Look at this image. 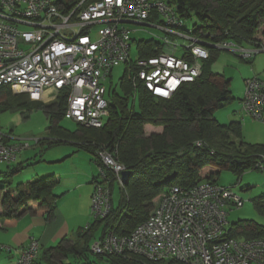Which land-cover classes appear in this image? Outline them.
Segmentation results:
<instances>
[{"label": "built area", "instance_id": "built-area-1", "mask_svg": "<svg viewBox=\"0 0 264 264\" xmlns=\"http://www.w3.org/2000/svg\"><path fill=\"white\" fill-rule=\"evenodd\" d=\"M131 22L155 25L189 42L179 45L167 38L160 54L133 61ZM215 46L244 58L264 52V46L246 48L232 41ZM209 55L200 35L187 30L173 0H0V86L46 103L67 90L65 117L86 127H102L109 116L104 81L116 66L133 62L138 67L135 76L154 95L170 98L183 83L201 75ZM242 107L264 121V78L246 79ZM13 138L0 128V161L11 163L28 146ZM98 158L102 166L92 194L95 219L106 217L111 209L103 166L115 172L121 184L125 170L108 149H99ZM243 204L231 188L210 181L189 189L174 186L132 233L110 231L91 249L97 254L131 251L176 264H264V238L229 236V211ZM5 248L0 245V250ZM39 248L40 241L33 238L15 264H35Z\"/></svg>", "mask_w": 264, "mask_h": 264}, {"label": "trees", "instance_id": "trees-1", "mask_svg": "<svg viewBox=\"0 0 264 264\" xmlns=\"http://www.w3.org/2000/svg\"><path fill=\"white\" fill-rule=\"evenodd\" d=\"M173 1L182 17H189L191 12L197 16L201 24H196L192 30L200 35L210 50L209 58L203 60L201 75L194 81L183 83L170 98L156 96L135 76L138 67L133 62L126 63L130 69L120 80L125 95L120 96L111 88L108 90L109 116L104 125L86 127L78 124L76 132L63 127L60 122L67 109V90L54 101L42 104L51 120L48 127L51 138L47 140L50 146L72 142L77 148L92 152L99 166L102 163L98 150L108 149L114 152L125 170L131 171L127 184L119 183L120 200L115 205L113 190L117 176L103 166L112 192L109 213L81 228L72 244L51 247L46 257L51 264H68L61 261L62 257L73 256L81 264H176L175 260H152L131 251L97 254L91 247L110 231L118 235L132 233L149 217L156 199L174 186L189 189L204 181L219 184L217 178L223 169L237 174L251 167L264 169L260 167L261 163L264 164V144L245 141L240 121L226 124L215 117L216 109L234 97L231 78L210 70L212 61L221 50L215 46L217 43L232 41L256 49L264 46L260 39L264 37V0ZM138 47L139 58L155 56L164 50L162 43L153 39L139 40ZM0 95V114L4 108L30 105L28 100L24 103L17 99L10 101L13 95L10 87L0 86ZM135 96L139 98L138 111L130 107L131 97ZM149 126L153 129L148 133ZM20 168L21 165L2 174L7 178ZM56 182L55 176L50 174L18 184L17 197L13 192L4 193V210L0 212V219L20 217V209L28 207L31 200L48 207L49 219H52L58 197L53 191ZM256 205L264 212V198L258 199ZM99 228L102 232L96 238ZM228 231L229 236L237 238L264 237V228L254 220H240ZM89 253L98 261H91ZM83 256L86 259H82Z\"/></svg>", "mask_w": 264, "mask_h": 264}, {"label": "rangeland", "instance_id": "rangeland-1", "mask_svg": "<svg viewBox=\"0 0 264 264\" xmlns=\"http://www.w3.org/2000/svg\"><path fill=\"white\" fill-rule=\"evenodd\" d=\"M187 30H192L196 24L201 22L197 16L191 12L189 17L185 18ZM132 29V47L130 57L133 61L138 60L140 49L138 47L139 40H154L163 42L169 38L172 42L179 45L188 44V40L182 37H176L166 34L162 29L155 25H140L137 23H128ZM264 42V37L260 38ZM264 44V43H263ZM246 48H252L245 46ZM129 67V68H128ZM130 69L126 63L116 66L111 76L105 81L108 90L114 89L120 96L125 95V89L120 85V80L125 77L127 70ZM212 72L224 74L227 78H231V94L234 97L226 102L223 106L216 109L215 117L221 122L228 124L235 120L240 121L242 125V137L245 141L251 143L264 144V121L258 120L250 114L244 112L242 108V100L239 98L245 96L246 79L253 77V73L260 74L264 77V52H258L256 57L244 59L238 53L229 50L221 49L217 57L210 65ZM253 75V76H252ZM262 78V77H261ZM2 97V95H0ZM18 100L19 103H24L28 100L29 106H20L19 108H4L0 114V128L3 132L12 134V140L28 146L21 149L11 163L0 161V170L6 171L8 167H17L23 163V167L15 172L12 177V187H16L19 183H25L31 180L34 176L41 177L44 173H54L60 180L56 183L54 191L59 194L66 191L68 185L75 181L76 170L82 168H95L94 173L98 175L99 167L97 163H93L89 156L91 153L87 150H79L73 153L76 146L72 142H65L50 146L47 142L50 139L48 127L51 126V120L47 116L42 104L43 101H30L28 96L23 94H15L10 97V101ZM130 107H134L136 111L140 109L138 96L131 97ZM61 125L70 131L76 132L79 129L78 122L74 119L64 117ZM152 127H147V132L152 130ZM38 139H40L39 142ZM72 155H69L71 154ZM92 157V155H91ZM92 162V163H88ZM88 163V164H86ZM92 164V165H90ZM78 167V168H76ZM96 170V172H95ZM45 175V174H44ZM113 198L114 204L117 205L120 200V182L115 180ZM217 182L223 186L230 187L234 193L239 195L244 204L241 207L230 209L228 215V229L230 230L234 223L240 220H254L264 228V212L260 211L256 205V201L264 198V169L247 168L243 173L237 174L231 170L223 169L217 178ZM89 177V185H90ZM93 194V193H92ZM76 194L72 191L66 192L58 198V208L64 213L65 217L71 221L81 220L80 224L84 226L95 221V216L92 212V195L88 205V216L85 215V207L83 210L82 202L75 198ZM159 199V198H158ZM156 199L155 202L158 201ZM2 204V198L0 197ZM84 220V221H83ZM102 229L97 231L96 238L100 237ZM264 238V237H263ZM43 250L40 249V255H43ZM40 256V258H41ZM91 261H98L97 257L92 253L88 254ZM82 259H86L83 256ZM68 264H81L76 257H71ZM40 264H47L42 259Z\"/></svg>", "mask_w": 264, "mask_h": 264}, {"label": "crops", "instance_id": "crops-1", "mask_svg": "<svg viewBox=\"0 0 264 264\" xmlns=\"http://www.w3.org/2000/svg\"><path fill=\"white\" fill-rule=\"evenodd\" d=\"M263 43L264 42L262 41V44ZM256 56L257 54L255 55V57ZM253 75L264 78L260 74L253 73ZM19 94L23 95L25 93H19ZM241 100L242 99L239 98V101ZM33 102H37V101H33ZM74 145L76 146V144ZM79 150H85V149H79L76 146V149L73 150V153L75 154L79 152ZM90 153L92 157L90 155L89 159L93 163H95V155L92 152ZM69 155H72V153ZM92 162H88V163H92ZM20 165L21 167H23V163L19 164L18 166ZM89 168H82V170L80 169L76 170L75 181L72 182V184L70 183L68 185L66 191L56 194L55 191L53 190L54 194L58 195V197L56 199L54 217L52 219H49L50 210L48 209V207L42 205V203L37 200H31L28 203V207H22L19 211L21 213L20 217L16 219L9 217L0 219V245H4L6 247L5 249L0 250V264H15L16 260L19 257L20 250L25 246H27L33 238H36L40 241L37 264H40V261L42 259H44L47 262V264H51L50 260L46 258L48 255V250L51 247H55L59 244H64L68 246L72 244L74 241H76L78 231L81 228L85 227L87 224L85 226L83 224H80L81 220L79 219L71 223V221H69L65 217L64 213L58 208V198L60 194L64 195L66 192L73 190V192L76 194L75 198L82 202L81 210H83L85 207V215L88 216V212H89L88 205L91 201V195L95 188V179L98 177V175H96L93 171V169L95 168H91V169ZM9 169L10 167H8L6 171H9ZM6 171H4L3 169L0 170L1 198L6 192H13L14 193L13 196L17 195L16 193L17 186L12 187V182H11L12 177L8 176L7 178H4V174H2L5 173ZM44 174L43 176L53 174L57 180L56 183H59L60 180L58 179L56 174L54 173H48V174L44 173ZM89 177L91 183L90 185H89ZM37 178L39 177L34 176L31 180H28L25 183L34 181ZM3 210L4 207L0 203V212H3ZM40 249L44 251L42 256L40 255ZM70 258L71 257H62L61 261L67 263Z\"/></svg>", "mask_w": 264, "mask_h": 264}, {"label": "water", "instance_id": "water-1", "mask_svg": "<svg viewBox=\"0 0 264 264\" xmlns=\"http://www.w3.org/2000/svg\"><path fill=\"white\" fill-rule=\"evenodd\" d=\"M130 175H131L130 170H123L122 171V183L123 184H127V182L129 181Z\"/></svg>", "mask_w": 264, "mask_h": 264}]
</instances>
